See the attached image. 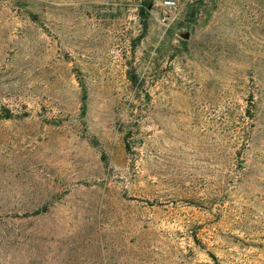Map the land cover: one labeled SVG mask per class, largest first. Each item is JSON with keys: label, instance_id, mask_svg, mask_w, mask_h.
I'll list each match as a JSON object with an SVG mask.
<instances>
[{"label": "rangeland", "instance_id": "rangeland-1", "mask_svg": "<svg viewBox=\"0 0 264 264\" xmlns=\"http://www.w3.org/2000/svg\"><path fill=\"white\" fill-rule=\"evenodd\" d=\"M147 1L0 0V264H264V0Z\"/></svg>", "mask_w": 264, "mask_h": 264}, {"label": "built area", "instance_id": "built-area-1", "mask_svg": "<svg viewBox=\"0 0 264 264\" xmlns=\"http://www.w3.org/2000/svg\"><path fill=\"white\" fill-rule=\"evenodd\" d=\"M163 6L165 7V9H175L177 7V1L176 0H164L163 1ZM169 17L166 15L163 18V21H166Z\"/></svg>", "mask_w": 264, "mask_h": 264}, {"label": "trees", "instance_id": "trees-1", "mask_svg": "<svg viewBox=\"0 0 264 264\" xmlns=\"http://www.w3.org/2000/svg\"><path fill=\"white\" fill-rule=\"evenodd\" d=\"M151 4H152V0H149V1H147L144 4L141 5V10H142L144 16H147V14H148V8H149V6Z\"/></svg>", "mask_w": 264, "mask_h": 264}]
</instances>
